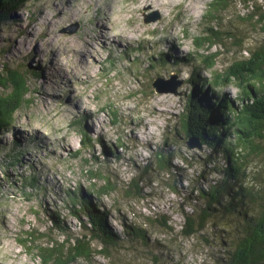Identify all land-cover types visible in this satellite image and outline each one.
<instances>
[{"label":"rangeland","instance_id":"obj_1","mask_svg":"<svg viewBox=\"0 0 264 264\" xmlns=\"http://www.w3.org/2000/svg\"><path fill=\"white\" fill-rule=\"evenodd\" d=\"M154 13L158 19L144 23ZM262 44L264 0H30L12 12L0 23V70L24 75L28 102L0 135V264H40L36 246L86 236L91 257L74 264H219L239 236L237 219L216 217L185 236L182 213L197 208L188 199L197 176L225 161L217 153L206 163V146L186 148L180 115L189 95L198 96L193 76L211 88L215 75ZM211 54L207 70L202 61ZM156 78L164 88L178 84L176 94L154 92ZM212 89L239 104L234 82ZM82 131L91 146L82 145ZM101 142L116 159L102 158ZM258 145L261 152L242 151L241 159L245 186L263 195L264 142ZM159 151L186 156L172 162L179 176L143 174ZM30 177L34 188L23 182ZM107 179L112 190L98 196ZM221 179L217 171L207 175L211 183ZM79 190L96 199L119 236L105 252L68 212V196ZM51 212L64 231L51 226ZM130 226L143 237L129 235Z\"/></svg>","mask_w":264,"mask_h":264},{"label":"trees","instance_id":"obj_2","mask_svg":"<svg viewBox=\"0 0 264 264\" xmlns=\"http://www.w3.org/2000/svg\"><path fill=\"white\" fill-rule=\"evenodd\" d=\"M29 1L0 0V23ZM213 4L219 3L214 1ZM203 40L210 42L211 38L206 36ZM205 58L202 64L205 69L211 70L215 64V54ZM2 68L3 70H0V135L11 127L14 114L28 102L26 99L28 87L24 75L17 70ZM36 73L39 74V71ZM230 82L236 84L240 93V102L237 106L224 96L216 95L212 89L222 83ZM190 83L193 87L197 84L199 91L198 96L192 93L189 95L187 105L180 115L185 141L188 138H198L201 145L211 151L204 157V161L209 163L214 155L220 153L225 165L222 169L211 168L207 172L203 171L195 179L197 186L191 188L188 199L198 205L195 210L182 213L184 219L182 233L191 236L203 230L213 218L234 217L237 219L239 236L230 243V248L226 250L225 257L219 264H264V193L259 195L257 191L245 186L244 162L241 159L242 151L249 156L261 152L258 143L264 142V44L245 61L235 62L222 74L215 75L211 82L213 87L210 88L209 82L199 78L198 75L193 76ZM207 92L210 93L208 97ZM80 136L82 145L91 146V137L84 131ZM230 138H233V142ZM101 146L103 159L117 158L116 153H112L102 142ZM77 155L76 153L75 156ZM155 158L153 167L146 166L142 172L146 174L148 171H155L166 176V180L175 175L179 176L180 168L172 163L173 160L177 158L181 162H187L183 154L164 155L161 151L155 154ZM210 171H217L222 175V179L211 183L207 180ZM23 182L34 188L37 179L25 178ZM104 183L105 185L96 190L98 196H105L112 190L108 179ZM170 189L175 194H179L176 188L170 187ZM68 199L70 203L68 212L82 224L89 239L98 241L104 252L107 247L117 244L119 236L108 227L106 223L108 213L100 209L95 198L79 190L77 193L71 192ZM47 217L53 228L64 231V223L59 219L57 212H51ZM126 228L131 231L129 235L143 237L142 230L131 226ZM29 236L32 237V234ZM86 237L72 242L68 239L65 243H52L50 247L36 246L35 251L40 264H74L79 259L89 260L92 249L90 242L85 241Z\"/></svg>","mask_w":264,"mask_h":264},{"label":"water","instance_id":"obj_3","mask_svg":"<svg viewBox=\"0 0 264 264\" xmlns=\"http://www.w3.org/2000/svg\"><path fill=\"white\" fill-rule=\"evenodd\" d=\"M158 19V14L157 13H154V14H150L148 15L147 17H145L144 19V23H151V22H154ZM76 30L73 29V30H70L68 32L69 35L73 34L74 31ZM65 33V30L63 31ZM165 83L163 82L162 79L160 78H156L152 84H151V87L152 89L154 90V92L158 93V94H161V93H171V94H176V88L178 87V84H171L170 87H167V88H164ZM185 146L188 150H201L202 149V145L200 143V140L198 138H188L186 141H185Z\"/></svg>","mask_w":264,"mask_h":264}]
</instances>
